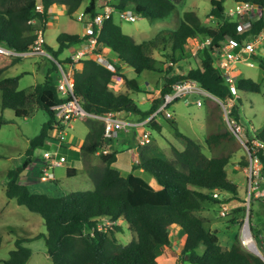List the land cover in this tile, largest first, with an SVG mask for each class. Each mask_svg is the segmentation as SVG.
I'll use <instances>...</instances> for the list:
<instances>
[{
  "label": "trees",
  "instance_id": "16d2710c",
  "mask_svg": "<svg viewBox=\"0 0 264 264\" xmlns=\"http://www.w3.org/2000/svg\"><path fill=\"white\" fill-rule=\"evenodd\" d=\"M86 1L83 4L85 0H0V45L18 51L27 50L34 43L37 31L47 28L52 15L50 7L55 4L66 5L69 16L83 9L91 17L101 10L102 1L116 10L132 9L151 19L166 18L178 10L174 0ZM226 1L211 0L209 14L219 19L215 26L202 24L195 11L186 10L180 15L175 30L163 29L153 38L140 42L123 31L115 21L113 12L104 18L97 38L100 42L98 49L108 50L114 69L100 64L94 58L81 59L73 66L74 94L83 108L93 114L122 111L144 118L159 106L162 96L171 89L173 83L183 79L195 80L213 96L208 101L210 112L205 138L209 155L205 153L201 142L182 133L175 121H171L184 147L173 148V156L169 158L155 153L153 147L144 145L139 149L138 161L132 163L131 172L124 175L113 165L122 147L104 153L103 122L86 116L84 122L87 133L79 147L80 152L82 156H89L87 160L97 155L101 163L99 165L90 161L87 167L86 172L93 182V188L62 194L33 191L22 175L33 161L34 150L44 146L52 131H59L65 126L57 119L53 109V106L65 100L56 85L54 72L58 73V66L49 57L51 67L46 70L43 79L26 89L19 88L22 72L7 75L4 67H0L1 110L12 109L16 117H28L38 108L49 114L39 134L30 139L23 162L7 171L4 192L8 198H15L18 204L43 217L46 232L34 238L44 239L46 252L52 257L53 264H157L160 247L172 243V227H178L185 233L179 253V259L184 264H264L262 257L243 248L236 235L230 247L223 249L217 234L207 226L206 218L200 213L206 203L220 205L237 200L238 196V186L229 178L227 165L231 154L241 145L221 120L222 110L218 102H232L228 118L232 126L245 128L248 136L246 144L251 146L254 138L264 143V124L256 134L250 133L243 121L241 99L237 95L241 91L260 93L262 83L249 76L239 75L236 76L233 91L217 65L226 43L234 40L242 44L264 28V0H229L230 4L250 2L260 10V18L254 20L245 31L239 27V17L226 14L230 5H225ZM38 3L42 5L41 10L37 9ZM85 38L80 33L61 32L56 38L57 48L46 45V49L59 63L65 64L71 58L60 60V54ZM191 39L197 41L200 65L189 68L185 73L169 74L168 70L159 95L153 97L148 107L143 109L135 94L148 91L139 88L136 78H128L122 72V65L131 66L137 74L143 70L155 71L159 61L153 56V50L167 52L172 65L182 58L186 44ZM252 59L264 73V55L253 54ZM114 74L121 75L126 91L114 89ZM167 120L169 118L163 116L153 118L149 126L152 130L160 131L157 123ZM3 123L4 118L0 114V124ZM129 134L130 138L135 139V133ZM64 147L61 148L62 153ZM256 154L264 175V148L260 147ZM241 164L246 166L248 160H243ZM140 169L152 175L160 188L155 189L138 174ZM66 173L74 176L77 169L68 167ZM215 191L225 194V198L215 197ZM105 219L111 223H105ZM99 224L103 225L102 229ZM126 228L133 236L124 243L119 234ZM26 240L29 238H17L9 257L2 260L1 264H25L32 253L23 244ZM1 243L0 236V246ZM200 246L203 247L202 253L198 252Z\"/></svg>",
  "mask_w": 264,
  "mask_h": 264
},
{
  "label": "rangeland",
  "instance_id": "374dc122",
  "mask_svg": "<svg viewBox=\"0 0 264 264\" xmlns=\"http://www.w3.org/2000/svg\"><path fill=\"white\" fill-rule=\"evenodd\" d=\"M174 1L178 5V10L162 19H151L147 16L135 13L136 19L129 21L121 18L117 11H114L113 16L115 21L121 25L123 31L130 35L132 34L138 42L153 38L163 29L175 30L178 27L180 15L186 10L195 11L202 24L206 26H215L219 22V19L209 14L211 0ZM85 3H87L86 0L83 4ZM229 4L230 1L227 0L225 5ZM66 8V5H64L62 9L57 8L54 11L55 16L44 33L45 41L53 48H57L56 38L61 32H78L82 34L84 30V25L75 20L77 12H75L73 16H69L66 13ZM103 51L108 55V50L106 48H104ZM197 51V41L191 39L186 44V50L182 58L172 65L169 54L160 50H153L152 53L159 61L156 64L157 69L155 71L143 70L141 73L137 74L131 66L122 65V72L128 78H136L139 88L148 91L146 93L140 92L135 94L137 100L139 102L142 101L140 105L143 109L148 107L153 97L159 95L158 91L164 83V76L168 73V70L170 71L169 74L185 73L189 68L200 65ZM69 53L70 50H64L58 59L61 60L63 57H69L67 55ZM258 53L264 55V45L259 47ZM117 62L119 61L117 60ZM254 62V66H248L244 63L238 64L236 71L237 76H249L262 83V91L260 93L246 91L237 93L241 99L240 112L243 121L245 126L248 125L252 135L256 134L264 124V73L257 62ZM0 65L4 67L7 75H16L22 72L19 79V88L26 89L43 79L46 70L51 67V60L49 57L43 55L8 57L0 54ZM64 66L69 68L68 64H64ZM170 66L172 70H170ZM54 74L58 78V73L54 72ZM112 82L115 90L122 92L127 90L125 81H120V79L115 81L112 79ZM196 98L199 97H188L187 99H180L173 103V118L157 123L160 131L156 129L152 130L146 145L153 148L159 147L161 150L160 155L169 158L173 156V148L182 149L184 145L181 139L175 134L172 127L173 125L171 124V121H175L177 128L185 135L196 138L201 142L205 153L209 155L210 153L205 143V138L208 130L207 116L210 112L208 101L212 96L204 95V98L202 97L201 106L196 104ZM218 103L222 110L221 120L225 123L226 127L234 133L231 125L225 118L222 102L220 101ZM0 114L4 118V123L0 124V236L2 237L0 264L2 260L9 257L10 251L15 247V240L17 238H29V240L23 242V244L28 246L32 251L25 264H53L46 252L44 239L34 238L37 234L46 232L43 217L38 213L30 211L26 206L18 204L15 198H8L4 192L7 171L10 168L19 166L23 162L30 139L39 134L43 124L49 119V114L44 109L39 108L28 117H16L14 111L9 108H5L4 110L0 108ZM86 130L87 126L84 122V118H81L74 119L72 126L66 127L65 134H60L58 130L51 132V139L62 138L65 143H69V145L73 146L72 149H63V154L67 157V160L62 167L57 169L56 176L60 184L57 187L58 191L67 192L93 188V182L88 177L86 171L90 161L91 163L101 164L99 157L97 155H92L90 156V160H87L89 156L83 155L82 161L76 152V148L84 141ZM235 132V138L240 143L241 147L231 154L230 162L227 165V171L231 180L238 186L237 200L234 199L228 203L229 208L226 215L221 214V204L219 205L218 203H206L200 213L206 218L207 226L217 234L219 243L223 249L230 247L233 237L236 235L243 248L252 252V250L241 241V235L243 236V225L248 218L246 224H248L252 233V238L259 252L264 256V175L260 169L258 173L259 189L257 188L256 190L258 196L251 195L248 201V176L246 166L241 164L243 160H248V152L244 144L248 136L245 134L244 127H241L239 131ZM126 135L127 134H122L117 139L120 145L121 143L129 141L130 137ZM72 139L73 141H71ZM50 143V141H46L44 146L35 149L33 154H42L44 148H53L54 145ZM122 155L123 154L118 155V161H120ZM71 166L77 168V173L74 176H68L66 173L67 168ZM29 171L31 174L33 173L32 170ZM44 181V183H33L29 186L32 190H42V192L51 194V191L48 189H43L46 186L50 187V182L47 180ZM55 194L60 193L55 192ZM225 196V194H222L220 198H225ZM170 234L172 241L177 244L180 251L182 238L177 237L175 229L171 228ZM132 236V233L127 228L123 233L119 234V237L124 243L129 242ZM198 252L202 253L203 247L200 246ZM179 253L173 252V255L174 258L181 261L179 259Z\"/></svg>",
  "mask_w": 264,
  "mask_h": 264
},
{
  "label": "built area",
  "instance_id": "2783aa9c",
  "mask_svg": "<svg viewBox=\"0 0 264 264\" xmlns=\"http://www.w3.org/2000/svg\"><path fill=\"white\" fill-rule=\"evenodd\" d=\"M100 11L90 17L89 14H85L83 9H79L76 12L75 20L81 22L84 25V30L82 36L86 37L82 42L71 47L70 55L71 61L68 64L69 68H66L64 64L59 63L54 59L46 49V41L44 38V31H37V37L34 43L25 51H18L14 48L0 45V54L6 55L8 57H26L33 55H46L53 59L58 66V78L56 81L57 89L61 97L65 100L53 106L55 110V115L58 120L61 121L65 126L63 129L59 130L60 134H65L66 127H71L73 120L85 118L86 116L94 117L103 122V140L105 141V146L102 151L107 153L111 151L107 144L109 142L117 140L122 134L135 133L136 134V145L134 147L128 148L129 152H134L139 147L145 145L152 133V129L149 126L150 120L153 118H159L161 116L165 118H173L174 110L172 104L180 99H187L188 97L198 96L196 98V104L198 106L202 105V97L204 95H211L205 89H203L195 80L183 79L176 81L172 84L169 91L164 93L163 100L159 106L147 115V117H140L138 115H133L130 112L122 111H108L102 114L88 113L82 106L79 99L74 94V77H73V66L78 63L81 59L94 58L100 64L114 69L111 62V57L107 55L102 48L99 50L100 42L98 41V34L102 27L104 18L108 17L114 11H117L121 18L133 21L136 19V12L132 9L116 10L112 5L104 3ZM37 9L41 10L42 5L37 4ZM226 14L229 16H236L240 18V29L242 31L250 28L252 22L261 16V12L256 8V5L250 2H234L230 4L226 9ZM87 19V20H86ZM208 42V41H206ZM264 28L256 35L251 36L245 40L242 44L234 40H230L226 43L220 53V59L217 60V65L221 69L225 80L229 83L230 88L235 91V81H236V71L237 65L239 63H244L248 66H254L255 63L251 56L258 53L259 47L264 45ZM236 49V50H235ZM112 79L118 81V79L123 80L121 75L114 74ZM212 96V95H211ZM213 97V96H212ZM232 102L227 104L222 103L223 110L225 112V118L231 125L228 118L229 108ZM232 130L239 131L241 126H232ZM48 141L54 145L53 148H44L41 155V164L37 170L38 177L41 180H50L54 177V169L61 167L66 162L67 158L62 153L61 148L63 145L67 146L69 143H64L62 138L51 139ZM245 148L248 152V164L246 165V171L248 176V201L251 195H256L257 188L259 189V178L258 173L261 169L260 161L257 157L256 151L260 148H264V143L257 138L252 140V145L249 146L244 141ZM70 146V145H69ZM138 159H136V162ZM215 197L220 198L221 194L219 191L213 193ZM221 214L226 215L229 208L228 203H222L220 206ZM105 223H111L108 219L104 220ZM243 225V236L241 235V241L244 242L246 236V229L248 233L252 236V233L248 227V224ZM99 228L102 229L103 225L99 224ZM243 237V238H242ZM246 244V243H245ZM248 246V245H247ZM249 247V246H248Z\"/></svg>",
  "mask_w": 264,
  "mask_h": 264
},
{
  "label": "crops",
  "instance_id": "0c3cea01",
  "mask_svg": "<svg viewBox=\"0 0 264 264\" xmlns=\"http://www.w3.org/2000/svg\"><path fill=\"white\" fill-rule=\"evenodd\" d=\"M37 1H40V0H37ZM62 6H64V4H60V5H56L55 4V5H52L50 7V12H51L52 15L50 16V19H49V21L47 23V28H48L51 20L55 16L54 15V11L57 8H61L62 9ZM60 11H62V10H60ZM46 29L44 30V33H45ZM68 33H78V32H68ZM46 44H47V46H50L47 42H46ZM68 50L71 51V47L68 48ZM69 54H67V55L69 56ZM0 67H2V65H0ZM140 102H142V101H140ZM71 126H72V124H71ZM86 133H87V130H86ZM71 141H73V139ZM133 144H135V139L132 138V137L129 139V141H126L124 143H121V145L119 144L118 140L109 142L107 144V147L111 151L116 150L117 148H119V145L122 147L121 151L119 153H117V160H116L115 163H113V165L116 166L117 168H119V170L121 171V173L124 174V175L128 174L129 172H131L133 161H136V159H138V152H139V149L140 148L136 149V151H134V152H129L128 151L129 146L133 147ZM80 146L81 145H79L78 148ZM72 148H73L72 145H70V146L67 145L63 149L64 150H67V149H72ZM78 148H76V152L78 153V156L82 160L83 159V156L80 154V148L79 149ZM153 149H154V152L155 153H157V154L160 155L161 150H160L159 147H154ZM119 154H123L122 157H121V159H120V161H118V155ZM163 157H165V156H163ZM32 160L33 161L31 163L30 167L23 173L22 178L25 179L28 182L29 185H31L33 183H44L45 181L44 180H41L38 177V174H37L38 167L41 164V153L40 154H33ZM71 167H75V166H71ZM58 168H60V167H57V168L54 169V177H53V179L47 180V181L50 182V187L46 186L45 188H43V189H48L49 191H51V194H54L55 192L60 193V194L65 193V192H61V191H58L57 190L58 185H60L59 184L58 177L56 176V173H57V169ZM82 168H83V162H82ZM29 170H32L33 173L31 174ZM137 173L140 174L141 176H143L145 179H147L148 182L155 189H159L160 188V185L157 183L156 179L154 177H152L148 172L140 169V170L137 171ZM228 176H229V173H228ZM229 178L231 179L230 176H229ZM52 188H54V189H52ZM33 191H36V190H33ZM37 191L38 192H42V190H37ZM172 229H175V232L177 233V237L182 238V245H181V248H182L183 242H184V239H185V233L180 228H178V227H172ZM176 246H177V244H175V242H173V241H172V243L169 246H164V247L161 246L160 247V255L157 257V264H183V262L178 261L176 258H174L173 252H176V253H179L180 252L179 249H178V246L177 247ZM181 248H180V250H181Z\"/></svg>",
  "mask_w": 264,
  "mask_h": 264
},
{
  "label": "bare ground",
  "instance_id": "6f19581e",
  "mask_svg": "<svg viewBox=\"0 0 264 264\" xmlns=\"http://www.w3.org/2000/svg\"><path fill=\"white\" fill-rule=\"evenodd\" d=\"M244 242L246 243V245L249 246V248L252 251H259L257 245L255 244L254 239L252 238V236L248 233L247 229H246V236L244 238Z\"/></svg>",
  "mask_w": 264,
  "mask_h": 264
},
{
  "label": "water",
  "instance_id": "95a60500",
  "mask_svg": "<svg viewBox=\"0 0 264 264\" xmlns=\"http://www.w3.org/2000/svg\"><path fill=\"white\" fill-rule=\"evenodd\" d=\"M246 222H248V218L246 219ZM254 254L262 257V259H264V256L259 252V251H252ZM50 259L52 260V257L50 256Z\"/></svg>",
  "mask_w": 264,
  "mask_h": 264
},
{
  "label": "clouds",
  "instance_id": "9594fccd",
  "mask_svg": "<svg viewBox=\"0 0 264 264\" xmlns=\"http://www.w3.org/2000/svg\"><path fill=\"white\" fill-rule=\"evenodd\" d=\"M114 59V58H113ZM115 61H117L116 59H114ZM128 135H130V134H128ZM136 135V134H135ZM135 141H136V137H135ZM136 145V144H135ZM146 145V144H145ZM144 146V145H143ZM134 147V146H133ZM130 148V147H129ZM139 148H141V147H139ZM136 162V161H135ZM249 248V247H248Z\"/></svg>",
  "mask_w": 264,
  "mask_h": 264
}]
</instances>
